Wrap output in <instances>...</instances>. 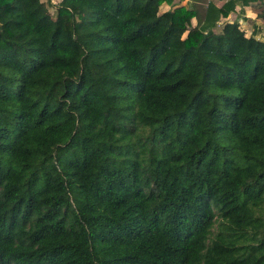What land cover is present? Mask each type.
Returning a JSON list of instances; mask_svg holds the SVG:
<instances>
[{
	"label": "trees",
	"instance_id": "obj_1",
	"mask_svg": "<svg viewBox=\"0 0 264 264\" xmlns=\"http://www.w3.org/2000/svg\"><path fill=\"white\" fill-rule=\"evenodd\" d=\"M171 3L0 0V264H264V39Z\"/></svg>",
	"mask_w": 264,
	"mask_h": 264
},
{
	"label": "crops",
	"instance_id": "obj_2",
	"mask_svg": "<svg viewBox=\"0 0 264 264\" xmlns=\"http://www.w3.org/2000/svg\"><path fill=\"white\" fill-rule=\"evenodd\" d=\"M214 8H220L223 6L229 7V11L225 16L220 15L216 21L213 32H218L222 24L226 22H235L238 28L243 31L246 37L253 36L256 39H264V22L254 13L251 6L257 5V11H259L261 1L260 0H207ZM193 0H172L171 8L183 6L190 8ZM169 8V5L162 3L159 7L160 11H165ZM190 25H195V18L192 17L189 20ZM243 23V27L240 28L239 23ZM218 28V29H217ZM217 29V30H216Z\"/></svg>",
	"mask_w": 264,
	"mask_h": 264
},
{
	"label": "rangeland",
	"instance_id": "obj_3",
	"mask_svg": "<svg viewBox=\"0 0 264 264\" xmlns=\"http://www.w3.org/2000/svg\"><path fill=\"white\" fill-rule=\"evenodd\" d=\"M41 2H49V4H47V11H48V13L51 15V16H54V14H55V11H54V4H56V2H58L59 0H40ZM257 5L258 4H256V5H253V6H251V9H252V11L254 12V13H257L256 11H257ZM239 26H240V28H242L243 27V23H239ZM243 28H245V27H243ZM218 29V28H217ZM216 29V30H217Z\"/></svg>",
	"mask_w": 264,
	"mask_h": 264
}]
</instances>
